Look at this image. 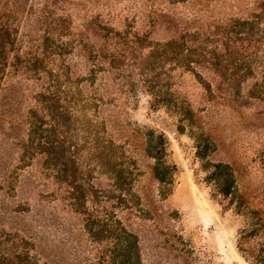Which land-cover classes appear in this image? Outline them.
<instances>
[{
	"label": "rangeland",
	"instance_id": "rangeland-1",
	"mask_svg": "<svg viewBox=\"0 0 264 264\" xmlns=\"http://www.w3.org/2000/svg\"><path fill=\"white\" fill-rule=\"evenodd\" d=\"M220 163L257 197L264 0H0V264H94L84 213L114 216L140 264H254Z\"/></svg>",
	"mask_w": 264,
	"mask_h": 264
},
{
	"label": "trees",
	"instance_id": "trees-1",
	"mask_svg": "<svg viewBox=\"0 0 264 264\" xmlns=\"http://www.w3.org/2000/svg\"><path fill=\"white\" fill-rule=\"evenodd\" d=\"M189 114L190 110L187 111ZM148 155L154 159L153 173L160 185L172 184L168 176L176 171L166 161V141L159 134L155 144L150 139ZM201 158V157H200ZM120 173V172H119ZM119 180V174L114 173ZM212 185L215 192L226 199L237 215L246 220L239 232L238 251L254 264H264V185L251 201L236 186L233 171L227 164L214 166ZM86 233L99 245V255L94 264H140L136 238L124 229L112 215L89 216L84 213Z\"/></svg>",
	"mask_w": 264,
	"mask_h": 264
}]
</instances>
